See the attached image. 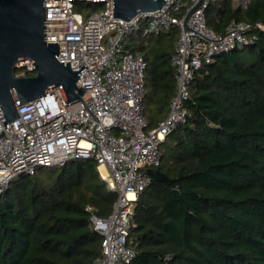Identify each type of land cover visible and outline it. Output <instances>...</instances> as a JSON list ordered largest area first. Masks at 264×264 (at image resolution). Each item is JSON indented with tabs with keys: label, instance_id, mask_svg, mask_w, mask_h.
Returning a JSON list of instances; mask_svg holds the SVG:
<instances>
[{
	"label": "trees",
	"instance_id": "1",
	"mask_svg": "<svg viewBox=\"0 0 264 264\" xmlns=\"http://www.w3.org/2000/svg\"><path fill=\"white\" fill-rule=\"evenodd\" d=\"M75 9L88 17L103 5ZM206 16L218 34L233 22L250 25L252 43L195 72L187 120L167 136L156 167L174 183H151L136 202L129 264H264V0L245 9L213 0ZM144 29L125 49L148 63L143 106L153 129L177 92L172 57L180 31ZM245 49L253 62L239 54ZM39 170L46 177L21 176L0 198V264H94L103 236L91 218L110 217L118 193L95 160Z\"/></svg>",
	"mask_w": 264,
	"mask_h": 264
},
{
	"label": "built area",
	"instance_id": "2",
	"mask_svg": "<svg viewBox=\"0 0 264 264\" xmlns=\"http://www.w3.org/2000/svg\"><path fill=\"white\" fill-rule=\"evenodd\" d=\"M165 1L160 10L126 21L114 18L113 0H48L46 41H59V62H70L74 71L87 67L77 82L84 90L82 100L67 103L55 87L60 106L52 88L34 101L17 103L20 118L6 128L0 106V198L15 179L41 168L95 160L99 171L105 169L103 178L118 199L110 217L91 218L92 228L103 236L94 264H129L135 258L129 245L135 205L151 184L146 171L161 163L162 144L187 120L185 102L195 72L217 56L252 43L248 24L233 22L225 34L209 27L206 10L213 0H204L189 19L188 30L186 15L200 0ZM233 1L245 9L254 0ZM77 3L102 4L103 9L85 17L76 11ZM142 26L155 36L180 31L172 57L177 92L168 116L153 129L143 106L148 63L125 49L126 40ZM33 67L32 61L20 62L16 76L28 77Z\"/></svg>",
	"mask_w": 264,
	"mask_h": 264
},
{
	"label": "water",
	"instance_id": "3",
	"mask_svg": "<svg viewBox=\"0 0 264 264\" xmlns=\"http://www.w3.org/2000/svg\"><path fill=\"white\" fill-rule=\"evenodd\" d=\"M48 0H0V106L4 111L3 125L11 123L18 115V106L46 94L53 88L60 106H63L57 87L67 103L82 100L84 90L77 86L86 65L74 71L70 62H59V41H46V4ZM165 0H113L114 18L130 21L140 13L160 10ZM204 3L200 0L186 15L188 21ZM22 61L34 63L33 75L16 76ZM150 183L172 185L174 182L159 169H148Z\"/></svg>",
	"mask_w": 264,
	"mask_h": 264
},
{
	"label": "rangeland",
	"instance_id": "4",
	"mask_svg": "<svg viewBox=\"0 0 264 264\" xmlns=\"http://www.w3.org/2000/svg\"><path fill=\"white\" fill-rule=\"evenodd\" d=\"M144 32H145V33H148V29L145 28V29H144ZM233 54H234V53H233ZM239 54L244 56V61H245L246 63H251V62H253L254 59H255L253 56L250 55L248 49L241 50V51L239 52ZM234 55H235V54H234ZM168 144H169V142H168ZM161 150L163 151V148H161ZM99 172H100L101 177L103 178V175H105L104 172H103L102 170H100ZM35 174H36L37 177H42V178H43V177H46V175H47L48 173H47V172L42 173L40 170H37ZM105 177H106V176H105ZM103 179H104V178H103ZM107 186H108V185H107Z\"/></svg>",
	"mask_w": 264,
	"mask_h": 264
},
{
	"label": "bare ground",
	"instance_id": "5",
	"mask_svg": "<svg viewBox=\"0 0 264 264\" xmlns=\"http://www.w3.org/2000/svg\"><path fill=\"white\" fill-rule=\"evenodd\" d=\"M102 170H103L104 174L106 175V171H105V169L103 167H102Z\"/></svg>",
	"mask_w": 264,
	"mask_h": 264
}]
</instances>
